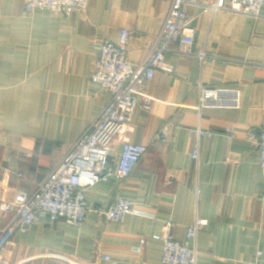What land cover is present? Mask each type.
Returning <instances> with one entry per match:
<instances>
[{
  "label": "crops",
  "instance_id": "1",
  "mask_svg": "<svg viewBox=\"0 0 264 264\" xmlns=\"http://www.w3.org/2000/svg\"><path fill=\"white\" fill-rule=\"evenodd\" d=\"M25 2L0 0V240L16 222L1 205L17 190L35 193L109 103L111 93L91 79L99 43L118 44L128 30V59L142 62L158 47L171 7V0H89L86 12L28 15ZM185 10L195 17V48L217 59L167 54L173 72L157 71L145 83L153 101L146 108L140 98L133 115L131 141L147 152L132 174L86 191L81 226L42 218L16 232L2 264H111L103 256L159 264L163 244L153 234L171 221L174 238L184 241L197 218L204 220L197 264H264V174L260 150L247 139L264 127V9L254 16L202 3ZM203 87L238 88L242 105L197 110ZM122 149L114 145L111 165ZM117 198L146 215L114 222L93 211ZM142 238L148 243L134 251Z\"/></svg>",
  "mask_w": 264,
  "mask_h": 264
},
{
  "label": "built area",
  "instance_id": "2",
  "mask_svg": "<svg viewBox=\"0 0 264 264\" xmlns=\"http://www.w3.org/2000/svg\"><path fill=\"white\" fill-rule=\"evenodd\" d=\"M198 3H202L205 10L253 16L260 15L264 9V0H171L169 14L159 35L158 47L142 62L128 59V47L132 37L130 31L121 30L118 44L107 39L102 40L91 79L102 90L110 92L111 99L92 127L78 139L72 150L41 182L35 193L28 194L24 190H17L10 202L1 205L3 211L15 214L16 222L0 240V264L4 259L5 245L16 232H29L30 227L42 218L51 221L65 220L72 225L81 226L90 210L86 191L100 182L126 179L132 174L147 152L145 145L135 144L130 138L133 132V115L140 98L145 99L146 108H150L153 101L152 97L144 93L145 83L153 79L157 71L173 72V66L167 62V54L196 57L200 61L207 58L217 59L195 48V17L187 13L185 7ZM88 5L89 0H26L25 12L33 15L36 11L43 10L52 14L68 15L77 11L86 12ZM241 105L242 92L238 88L203 87L195 108L236 110ZM196 131L204 134L200 130ZM227 132L233 138L232 130L228 129ZM160 136L163 140L169 139L168 125L162 128ZM247 139L260 150V165L264 174V127L258 131H249ZM119 142L123 149L117 164L113 166L111 152ZM193 157L198 160L197 151L193 153ZM93 211L114 222L123 221L131 214H143L130 200L124 198H117L108 208L98 206ZM203 224L204 220L197 218L188 227L186 239L178 241L172 233L173 223L166 221L164 231L152 236L163 244L159 264H197L195 242ZM147 243V238H142L140 245L134 246V251L141 252ZM103 259L116 264L109 256H103Z\"/></svg>",
  "mask_w": 264,
  "mask_h": 264
}]
</instances>
